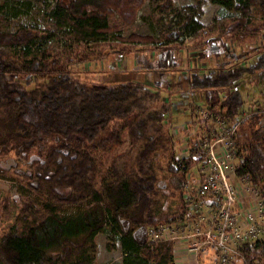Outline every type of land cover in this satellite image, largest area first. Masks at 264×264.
<instances>
[{
	"label": "trees",
	"instance_id": "16d2710c",
	"mask_svg": "<svg viewBox=\"0 0 264 264\" xmlns=\"http://www.w3.org/2000/svg\"><path fill=\"white\" fill-rule=\"evenodd\" d=\"M142 1L56 0L52 13L68 20L84 36L95 38L111 30L107 19L114 11L132 14ZM211 2L240 12L241 17L222 32L229 38L254 32L246 27L244 16L257 13L264 17V0ZM173 7L172 1L166 0L158 10L166 12ZM33 38L29 29H0V113L4 117L0 142L26 154L37 147V157L27 161L24 178L27 188L44 202L41 213L22 218L20 230L0 236V264H95L94 238L106 222L119 236L123 264H175L173 243L153 242L146 235L149 226L182 222L192 215L183 186L193 161H175L174 143L163 124L168 105L160 103L159 91L138 82L80 81L56 61L30 55ZM126 40L152 38L131 34ZM220 44L225 56L230 55L226 43ZM5 47L19 49L10 54ZM176 50L175 46L162 48L158 65L163 69L177 66ZM263 69L264 52L250 67L192 73L189 86L201 91L199 96L212 119L239 122L232 136L238 160L235 176L253 186L264 203V109L242 116L244 100L238 88L245 74ZM124 127L132 141L145 140L128 172L120 173L114 165L108 172L100 161V151L117 140ZM71 144L83 148L71 149ZM156 152L167 159L169 195L173 198L168 209L156 206V175L150 165ZM62 206L80 211L60 214L57 208ZM261 222L254 238L235 246L247 264H264ZM216 258L211 247L201 248L197 254L201 264H211ZM228 264L243 261L231 256Z\"/></svg>",
	"mask_w": 264,
	"mask_h": 264
},
{
	"label": "rangeland",
	"instance_id": "374dc122",
	"mask_svg": "<svg viewBox=\"0 0 264 264\" xmlns=\"http://www.w3.org/2000/svg\"><path fill=\"white\" fill-rule=\"evenodd\" d=\"M165 1L143 0L132 14L124 16L114 11L107 19L111 30L88 38L76 31L68 20L53 15L56 0H0V29L4 32H16L21 28L31 30L34 38L29 47L30 55L56 61L80 81L108 84L133 81L159 91L160 103L169 107L163 124L172 137L176 158L180 160L181 155L189 153L191 145L188 141L196 130L202 131L201 125L191 127L188 121H192L200 109L205 110L199 96L201 91L189 86V75L253 65L257 56L264 52V17L257 13L242 16L246 27L255 29L254 32L243 38H229L222 32L241 17L235 7L219 6L211 0H171L173 10L160 12L158 7ZM131 34L148 36L152 40H126ZM220 42L226 43L230 55L225 56ZM170 46L177 47L174 54L179 64L163 69L158 65L159 54L162 48ZM18 49L4 48L10 54ZM238 88L244 100L242 116L264 109V69L254 70L249 76L245 74ZM2 118L0 113V121L3 122ZM207 122L210 126L212 121L209 119ZM3 132L0 131V138ZM144 140V137H139L132 141L128 127L121 129L118 139L100 151L104 169L109 172L110 166L114 165L118 172H128ZM70 148L83 147L71 144ZM37 151V147H33L26 154L19 148L10 149L7 143L0 142V236L12 229L20 230L24 216L29 218V215L42 211L44 199L27 188L24 178L28 171L27 161L36 158ZM150 165L156 175V206L168 209L173 198L169 195L167 159L162 152H156ZM195 170L196 163L190 168L189 177ZM244 184L248 185L247 181ZM28 204L30 208H27ZM245 207L243 205V209ZM57 210L60 214L80 211L75 206H62ZM256 219L262 225L264 216L257 215ZM94 240L95 264H123L119 236L112 233L108 222ZM174 263L201 264L192 255L180 256L174 259Z\"/></svg>",
	"mask_w": 264,
	"mask_h": 264
},
{
	"label": "built area",
	"instance_id": "2783aa9c",
	"mask_svg": "<svg viewBox=\"0 0 264 264\" xmlns=\"http://www.w3.org/2000/svg\"><path fill=\"white\" fill-rule=\"evenodd\" d=\"M204 109L188 121L191 127L198 124L202 129H197L188 141L189 153L181 155L180 160L175 155V161L191 159L196 163L193 176L188 173L183 186L192 215L182 222L149 226L146 235L153 242H172L175 259L192 255L198 261V251L211 247L217 253L211 264H228L231 256H238L245 263L235 246L256 236L260 224L256 216H264V203L253 186L235 176L237 158L232 136L239 122L212 119ZM209 119L210 126L206 124ZM243 205L247 207L243 209Z\"/></svg>",
	"mask_w": 264,
	"mask_h": 264
}]
</instances>
